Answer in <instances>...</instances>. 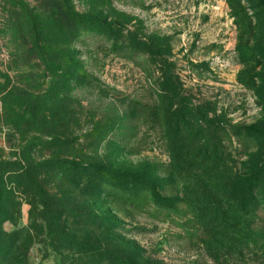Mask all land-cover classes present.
Returning <instances> with one entry per match:
<instances>
[{
    "label": "rangeland",
    "instance_id": "rangeland-1",
    "mask_svg": "<svg viewBox=\"0 0 264 264\" xmlns=\"http://www.w3.org/2000/svg\"><path fill=\"white\" fill-rule=\"evenodd\" d=\"M263 201L264 0H0V264H264Z\"/></svg>",
    "mask_w": 264,
    "mask_h": 264
},
{
    "label": "trees",
    "instance_id": "trees-1",
    "mask_svg": "<svg viewBox=\"0 0 264 264\" xmlns=\"http://www.w3.org/2000/svg\"><path fill=\"white\" fill-rule=\"evenodd\" d=\"M80 18H81V20L84 22V23H90V22H92L93 21V19L91 18V17H88V16H86V15H83V16H80ZM167 90V89H166ZM174 124V126H175V128H176V131H178V127H179V124L177 123V121H173V123H172V125ZM250 184H248L247 186H249ZM263 203H264V201H263ZM155 205H156V203H155ZM158 205V204H157ZM167 205V207H169V205L168 204H166Z\"/></svg>",
    "mask_w": 264,
    "mask_h": 264
}]
</instances>
